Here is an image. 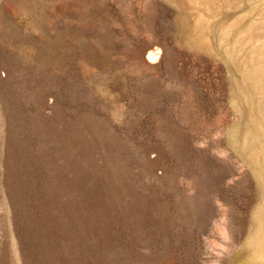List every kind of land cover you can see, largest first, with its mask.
Wrapping results in <instances>:
<instances>
[{
	"label": "rangeland",
	"instance_id": "obj_1",
	"mask_svg": "<svg viewBox=\"0 0 264 264\" xmlns=\"http://www.w3.org/2000/svg\"><path fill=\"white\" fill-rule=\"evenodd\" d=\"M0 264H264V0H0Z\"/></svg>",
	"mask_w": 264,
	"mask_h": 264
},
{
	"label": "bare ground",
	"instance_id": "obj_2",
	"mask_svg": "<svg viewBox=\"0 0 264 264\" xmlns=\"http://www.w3.org/2000/svg\"><path fill=\"white\" fill-rule=\"evenodd\" d=\"M149 59V58H148Z\"/></svg>",
	"mask_w": 264,
	"mask_h": 264
}]
</instances>
